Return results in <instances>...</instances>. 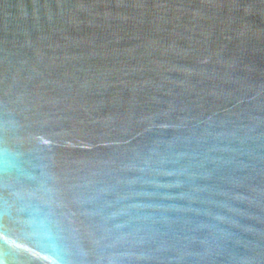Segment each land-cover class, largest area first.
<instances>
[{"label": "water", "instance_id": "obj_1", "mask_svg": "<svg viewBox=\"0 0 264 264\" xmlns=\"http://www.w3.org/2000/svg\"><path fill=\"white\" fill-rule=\"evenodd\" d=\"M0 264H264V0H0Z\"/></svg>", "mask_w": 264, "mask_h": 264}]
</instances>
